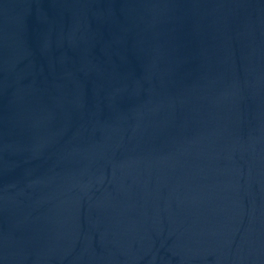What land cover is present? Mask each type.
I'll use <instances>...</instances> for the list:
<instances>
[{
    "label": "water",
    "instance_id": "obj_1",
    "mask_svg": "<svg viewBox=\"0 0 264 264\" xmlns=\"http://www.w3.org/2000/svg\"><path fill=\"white\" fill-rule=\"evenodd\" d=\"M0 264H264V0H0Z\"/></svg>",
    "mask_w": 264,
    "mask_h": 264
}]
</instances>
